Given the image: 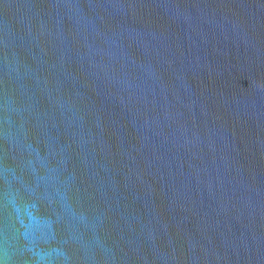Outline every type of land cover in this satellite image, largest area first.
I'll return each instance as SVG.
<instances>
[{
  "label": "water",
  "instance_id": "1",
  "mask_svg": "<svg viewBox=\"0 0 264 264\" xmlns=\"http://www.w3.org/2000/svg\"><path fill=\"white\" fill-rule=\"evenodd\" d=\"M0 264H264V0H0Z\"/></svg>",
  "mask_w": 264,
  "mask_h": 264
}]
</instances>
